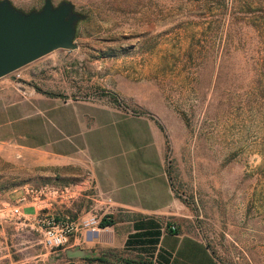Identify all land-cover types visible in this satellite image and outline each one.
I'll use <instances>...</instances> for the list:
<instances>
[{
    "label": "rangeland",
    "instance_id": "374dc122",
    "mask_svg": "<svg viewBox=\"0 0 264 264\" xmlns=\"http://www.w3.org/2000/svg\"><path fill=\"white\" fill-rule=\"evenodd\" d=\"M50 1L81 15L75 47L1 76L0 88L15 97L33 90L104 99L146 114L178 203L171 222L221 264H264V0ZM9 2L23 12L43 4ZM121 90L143 104L120 99ZM12 150L0 144V236L16 238L19 222L7 210L24 188L67 184ZM44 251L48 259L41 245L35 254Z\"/></svg>",
    "mask_w": 264,
    "mask_h": 264
},
{
    "label": "crops",
    "instance_id": "0c3cea01",
    "mask_svg": "<svg viewBox=\"0 0 264 264\" xmlns=\"http://www.w3.org/2000/svg\"><path fill=\"white\" fill-rule=\"evenodd\" d=\"M117 95L143 104L138 94L121 90ZM17 97L0 88V144L30 165L56 170L63 184L91 181L96 198L88 194L50 211L74 217L93 210L110 223L71 236L46 259L45 251L35 254L40 243L31 219L37 205L21 202L28 222L12 226L16 238L0 236V264H130L139 258L147 264H221L200 239L171 222L178 203L165 172L159 132L146 114L104 99L51 92L32 90ZM22 251L28 257H21Z\"/></svg>",
    "mask_w": 264,
    "mask_h": 264
},
{
    "label": "water",
    "instance_id": "95a60500",
    "mask_svg": "<svg viewBox=\"0 0 264 264\" xmlns=\"http://www.w3.org/2000/svg\"><path fill=\"white\" fill-rule=\"evenodd\" d=\"M80 18L67 1L43 0L39 9L23 12L0 0V77L54 49H73Z\"/></svg>",
    "mask_w": 264,
    "mask_h": 264
},
{
    "label": "built area",
    "instance_id": "2783aa9c",
    "mask_svg": "<svg viewBox=\"0 0 264 264\" xmlns=\"http://www.w3.org/2000/svg\"><path fill=\"white\" fill-rule=\"evenodd\" d=\"M90 190L91 193H87ZM88 194L92 195L93 198L97 197L92 191V183L88 179L77 184L28 186L24 188L17 200L9 206L7 215L17 219L19 223H26L28 219L22 216L18 204L30 201L37 205L31 223L35 226L40 245L55 256L71 236L81 232H96L102 228L99 226L101 217L93 210H85L82 214H76L74 217H62L50 211L55 204H68L71 206Z\"/></svg>",
    "mask_w": 264,
    "mask_h": 264
},
{
    "label": "trees",
    "instance_id": "16d2710c",
    "mask_svg": "<svg viewBox=\"0 0 264 264\" xmlns=\"http://www.w3.org/2000/svg\"><path fill=\"white\" fill-rule=\"evenodd\" d=\"M109 223H110V220L108 219V217L103 216V217H101V219L99 221V226L104 227V226L108 225ZM129 263L130 264H147V262L145 260L142 261V259H140V258L135 260V261H130ZM148 264H150V263H148Z\"/></svg>",
    "mask_w": 264,
    "mask_h": 264
}]
</instances>
